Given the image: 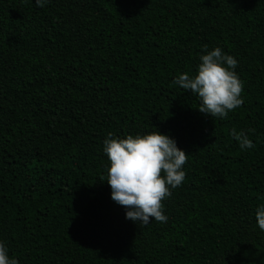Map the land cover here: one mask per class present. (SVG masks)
<instances>
[{"label":"trees","instance_id":"obj_1","mask_svg":"<svg viewBox=\"0 0 264 264\" xmlns=\"http://www.w3.org/2000/svg\"><path fill=\"white\" fill-rule=\"evenodd\" d=\"M207 45V50L204 46ZM219 47L244 103L198 111L174 80ZM255 145L242 150L231 135ZM188 154L166 223L125 218L104 141ZM264 0H0V242L19 264H264Z\"/></svg>","mask_w":264,"mask_h":264},{"label":"clouds","instance_id":"obj_2","mask_svg":"<svg viewBox=\"0 0 264 264\" xmlns=\"http://www.w3.org/2000/svg\"><path fill=\"white\" fill-rule=\"evenodd\" d=\"M46 3L48 0H35L38 7ZM204 49L207 50V45ZM200 61L193 76L183 73L174 83L198 95L199 112L226 119L229 112L244 103L241 98L244 85L234 71L237 60L217 47L201 55ZM231 135L242 150L255 147L243 131L232 129ZM108 137L103 151L109 161L106 181L111 199L127 209L128 220L142 225L153 219L166 223L163 201L171 196V189L183 184L186 176L183 166L188 154L177 147L174 139L158 131L122 139L111 138L112 133H108ZM255 219L264 231V205L256 208ZM0 264H19L17 259L9 257L3 242H0Z\"/></svg>","mask_w":264,"mask_h":264}]
</instances>
